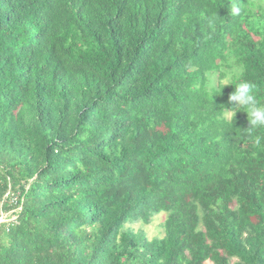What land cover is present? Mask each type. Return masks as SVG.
Segmentation results:
<instances>
[{
    "label": "trees",
    "instance_id": "1",
    "mask_svg": "<svg viewBox=\"0 0 264 264\" xmlns=\"http://www.w3.org/2000/svg\"><path fill=\"white\" fill-rule=\"evenodd\" d=\"M238 2L0 0V264H264V127L222 118L237 76L264 104Z\"/></svg>",
    "mask_w": 264,
    "mask_h": 264
},
{
    "label": "clouds",
    "instance_id": "2",
    "mask_svg": "<svg viewBox=\"0 0 264 264\" xmlns=\"http://www.w3.org/2000/svg\"><path fill=\"white\" fill-rule=\"evenodd\" d=\"M241 6L238 0H233L230 7V13L233 16L241 14ZM238 83H235L234 91L229 95L228 100L232 103L231 106L225 107V111L222 113V118L227 121H233L237 111L243 109L247 114L248 120V131L253 132L258 128L264 127V104H261L254 95L255 85L252 82L245 81L237 76ZM225 85H233L232 77H228L224 80ZM216 85H213L215 87ZM221 91V89H220ZM216 92H210L209 95L212 97ZM213 104V103H212ZM256 143H260L259 137L256 139Z\"/></svg>",
    "mask_w": 264,
    "mask_h": 264
},
{
    "label": "rangeland",
    "instance_id": "3",
    "mask_svg": "<svg viewBox=\"0 0 264 264\" xmlns=\"http://www.w3.org/2000/svg\"><path fill=\"white\" fill-rule=\"evenodd\" d=\"M216 75L218 74L215 73V75L211 77L214 83L217 81ZM166 216H167V212H160L158 214H155L153 217H151V220L148 224H143L141 221H135L131 223L130 226L135 231L143 233L148 239L155 236H161L163 232L162 223L163 220H165ZM3 220H4L3 218H0V222H2Z\"/></svg>",
    "mask_w": 264,
    "mask_h": 264
}]
</instances>
